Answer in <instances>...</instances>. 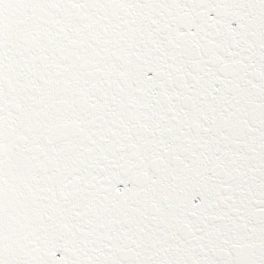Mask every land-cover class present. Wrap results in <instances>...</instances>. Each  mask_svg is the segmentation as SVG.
Masks as SVG:
<instances>
[{
	"label": "snow or ice",
	"instance_id": "6c2138e0",
	"mask_svg": "<svg viewBox=\"0 0 264 264\" xmlns=\"http://www.w3.org/2000/svg\"><path fill=\"white\" fill-rule=\"evenodd\" d=\"M0 264H264V0H0Z\"/></svg>",
	"mask_w": 264,
	"mask_h": 264
}]
</instances>
